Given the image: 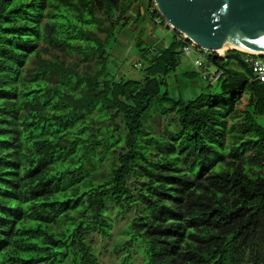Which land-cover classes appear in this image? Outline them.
<instances>
[{"label":"trees","instance_id":"trees-1","mask_svg":"<svg viewBox=\"0 0 264 264\" xmlns=\"http://www.w3.org/2000/svg\"><path fill=\"white\" fill-rule=\"evenodd\" d=\"M139 1L0 0V264H101L90 236L128 217L116 264H264V85L212 55L219 91L170 96L177 32L155 50L138 37L145 74L118 77L115 43L165 23Z\"/></svg>","mask_w":264,"mask_h":264},{"label":"rangeland","instance_id":"rangeland-1","mask_svg":"<svg viewBox=\"0 0 264 264\" xmlns=\"http://www.w3.org/2000/svg\"><path fill=\"white\" fill-rule=\"evenodd\" d=\"M139 2L143 7L145 6V2L143 0H140ZM132 25L133 22L131 21V26ZM142 26L143 27L140 25L139 28L137 27L134 29V34H132V38H130L127 43L120 42L116 44L114 42L115 45L119 46L117 47V54H114L115 57L112 58L110 68L111 71H113V73H115L118 77L129 76L132 78H141L144 76L146 67H148V63L150 61V55L145 54L144 51H141L136 45L137 38L141 37L142 34L143 37L146 38L149 34L148 32L151 33V40L144 43V47L150 46L153 50L157 47H167L176 34V31L169 27L166 22H156L154 17L150 14ZM113 41L114 39H111V44L114 46ZM44 46H46V44L42 41L39 43L38 49L44 52ZM235 53L241 55V53L237 51H235ZM45 54L48 56L47 53ZM196 58H198L196 53H192L189 57L183 53L179 55L180 64L177 67V70L167 77L169 84L167 88L170 96L175 98L182 96L184 98L191 99L195 98L201 92H206L208 90L214 92L220 90V86L216 83H214L209 89L207 88L208 83L202 78V71L196 69L192 62ZM33 59L34 54H31V57L25 62L24 67H31L33 65ZM222 65L225 69H234L249 76L248 71L233 59L223 58ZM215 69L216 66L211 64L209 71L212 72ZM183 71H188V73L182 74ZM194 71H196V73H194ZM246 107H248V95L244 94L241 103H239V109L244 111ZM250 110V113H254V120L264 127V105L261 110L257 109L254 105ZM173 116L174 114L172 113L169 118ZM236 116H238V113H233L232 116L229 117V125H231L232 121H240L239 116L237 118ZM169 118L167 119L165 116L156 115L154 118L149 119L148 124L151 126L149 127V131L154 135H162L166 125L170 122ZM176 127L177 125L173 126V128ZM228 136L225 137V143L229 142ZM131 214L134 215L135 211ZM128 218L118 220L117 225L113 230V238L108 239L99 233H94L90 236L89 239L93 242L95 250L101 252L99 255L101 264H116L119 260L120 256L119 254H115L113 252L112 245L114 244L115 236L120 232V229L125 225ZM135 262L140 263L139 260Z\"/></svg>","mask_w":264,"mask_h":264},{"label":"water","instance_id":"water-1","mask_svg":"<svg viewBox=\"0 0 264 264\" xmlns=\"http://www.w3.org/2000/svg\"><path fill=\"white\" fill-rule=\"evenodd\" d=\"M166 24L199 47L217 50L230 43L264 49V0H153ZM227 48L233 59L254 77L240 54ZM97 94V93H96Z\"/></svg>","mask_w":264,"mask_h":264},{"label":"built area","instance_id":"built-area-1","mask_svg":"<svg viewBox=\"0 0 264 264\" xmlns=\"http://www.w3.org/2000/svg\"><path fill=\"white\" fill-rule=\"evenodd\" d=\"M160 22L159 19L156 20ZM178 40H182L183 44L181 47V51L184 55L190 56L192 53H196L198 58L193 60V64L195 67H205L204 71V79L210 81L212 84L216 83L220 76L223 74V70H221L218 66L212 63L211 56H220L223 57L224 53H220L217 50H208L202 47H199L195 42L186 39L183 35L178 34ZM233 51H238L241 53V56L245 60V62L250 67L251 71L254 74V77H250L251 80H257L264 85V53L257 52H248L240 49H232ZM214 64L216 69L212 72L209 71L210 65Z\"/></svg>","mask_w":264,"mask_h":264},{"label":"bare ground","instance_id":"bare-ground-1","mask_svg":"<svg viewBox=\"0 0 264 264\" xmlns=\"http://www.w3.org/2000/svg\"><path fill=\"white\" fill-rule=\"evenodd\" d=\"M227 48H237V49L245 50V51H248V52L264 53V49L263 50L254 49V48L242 46V45L237 44V43H230V44H228V45H226L224 47L218 48L217 51L220 52V53H224Z\"/></svg>","mask_w":264,"mask_h":264},{"label":"flooded vegetation","instance_id":"flooded-vegetation-1","mask_svg":"<svg viewBox=\"0 0 264 264\" xmlns=\"http://www.w3.org/2000/svg\"><path fill=\"white\" fill-rule=\"evenodd\" d=\"M144 17H146V16H143V20H144ZM143 23H144V21H142Z\"/></svg>","mask_w":264,"mask_h":264}]
</instances>
